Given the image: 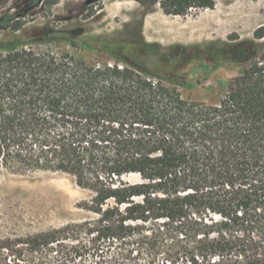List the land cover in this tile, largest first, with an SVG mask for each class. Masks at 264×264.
Masks as SVG:
<instances>
[{
	"label": "trees",
	"instance_id": "obj_1",
	"mask_svg": "<svg viewBox=\"0 0 264 264\" xmlns=\"http://www.w3.org/2000/svg\"><path fill=\"white\" fill-rule=\"evenodd\" d=\"M154 2L174 15L215 3ZM18 17L0 15L12 36L0 39V175L67 174L90 193L80 206L89 215L0 248L39 254V264H264L260 60L247 59L213 101L196 100L184 95L194 89L187 73L151 71L156 61L138 51H108L113 64L36 51L77 49L81 30L20 37Z\"/></svg>",
	"mask_w": 264,
	"mask_h": 264
},
{
	"label": "rangeland",
	"instance_id": "obj_2",
	"mask_svg": "<svg viewBox=\"0 0 264 264\" xmlns=\"http://www.w3.org/2000/svg\"><path fill=\"white\" fill-rule=\"evenodd\" d=\"M86 1L46 0L27 10L28 0H0V15H19L16 21L24 24L17 32L20 37H25L27 29L44 26L81 30L74 38L77 49L55 41L34 44L36 51L70 53L87 63L109 64L115 60L108 51L123 59H135L138 51L156 61L151 71L187 73L194 89L184 90V95L196 100L213 101L245 68L247 59L257 57L264 71V0H214L212 8H190L180 15L164 13L160 3L151 4L152 0ZM259 29L261 37L254 34ZM9 38L8 28L0 31V39ZM89 198L87 190L61 172H3L0 242L84 218L89 213L80 206ZM39 257L26 250L0 248V264H39Z\"/></svg>",
	"mask_w": 264,
	"mask_h": 264
},
{
	"label": "water",
	"instance_id": "obj_3",
	"mask_svg": "<svg viewBox=\"0 0 264 264\" xmlns=\"http://www.w3.org/2000/svg\"><path fill=\"white\" fill-rule=\"evenodd\" d=\"M93 1H95V0H87L86 3H90V2H93Z\"/></svg>",
	"mask_w": 264,
	"mask_h": 264
}]
</instances>
